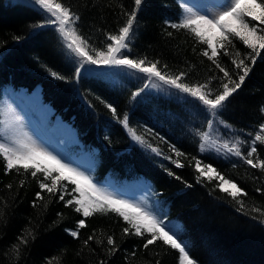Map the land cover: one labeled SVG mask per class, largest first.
Masks as SVG:
<instances>
[{"label":"trees","instance_id":"16d2710c","mask_svg":"<svg viewBox=\"0 0 264 264\" xmlns=\"http://www.w3.org/2000/svg\"><path fill=\"white\" fill-rule=\"evenodd\" d=\"M66 6L80 14V34L92 48L101 50L106 48L107 34L116 33L123 26L134 0H66ZM182 11L180 0H146L126 54L132 59L159 61L158 67L171 74L185 71L188 75L182 82H209L215 93L223 73L202 55L206 45L188 30L170 26L179 23ZM45 19L46 14L29 1L0 0V98L8 85L24 87L29 92L40 85L42 100L55 109V116L74 127L83 148L91 152L98 180L111 177L117 184V180L143 177L151 181V193L161 205L159 210L181 223L179 234L197 264H264V170L217 148L201 151L200 134L212 116L188 94L145 88L133 98L132 93L148 85V79L126 67L81 70L77 79L79 58L67 49L56 26L34 27ZM227 50L232 55H225L222 50L217 63L229 70L235 80V53L245 58L251 49L235 38ZM245 62L250 63L247 59ZM52 72L63 79L53 77ZM109 104L116 109L115 114L107 107ZM262 106L264 50L242 87L216 115L228 126L223 129L224 134H231L239 142L244 155L250 150L259 125L264 123ZM125 115L128 127L158 148L159 155L132 139L120 122ZM172 146L184 156L177 157ZM193 157L203 164H212L226 179L243 188L247 195L238 198L243 207L217 187V179L197 180L199 173ZM175 159L184 167L177 168L172 162ZM253 159L264 160V144L257 142ZM5 164L0 156V264H179L178 250L163 241L145 249L143 245L150 236L124 234L122 230L128 225L113 212L94 213L85 219L86 227L79 230V237H72L65 229L75 230L82 214L66 207L59 200V193L52 196L42 191L44 200L36 201L43 176L32 177L31 171L23 169L5 171ZM166 170L181 179L168 175ZM9 184L11 188L7 187ZM72 187L69 185V191ZM109 235L117 244L115 254L109 253ZM22 236L27 244H20ZM89 236L93 240L85 245ZM15 245H19L18 251Z\"/></svg>","mask_w":264,"mask_h":264},{"label":"snow or ice","instance_id":"6c2138e0","mask_svg":"<svg viewBox=\"0 0 264 264\" xmlns=\"http://www.w3.org/2000/svg\"><path fill=\"white\" fill-rule=\"evenodd\" d=\"M145 3L146 0H134L133 10L126 14L127 18L123 26L119 27L116 33L107 34L106 48L101 50L92 48L88 40L80 34L78 22L81 20V16L70 6H66V0L65 2L34 0V4L46 14L44 22L34 27L56 26V30L66 44L67 49L79 58V67L75 68L77 79L80 77L81 69L85 65L126 67L144 74L149 81L159 80L181 93L188 94L199 101L212 116H216L225 108L226 103L229 102L233 94L242 87L245 79L252 71V65L255 64L261 50H264V2H258V0H229L223 10L211 16L186 9L188 14L179 23L170 25L173 29L188 30L198 42L206 45L202 55L213 61L220 72L223 73L220 88L215 93L209 87V82L191 85L182 82L188 75L185 71L171 74L158 67L159 61H148L146 57L132 59L126 54L131 37L134 34V26L138 22V13ZM168 35L171 36L172 33L169 32ZM235 38H238L248 49H251V53L245 58H240L241 54L239 52L235 53L232 63L238 70L236 73L238 79L234 80L229 70L217 63V60L222 50L225 55H232L227 50V46L232 45V40ZM246 59L250 63H246ZM164 68L166 69L167 65H164ZM51 75L63 79L56 72H52ZM224 80L227 82H223ZM148 86L145 84L144 88L133 92V98L140 96ZM152 86L155 87V84ZM107 107L115 114L116 109L111 104ZM9 111L11 112V109ZM261 112L264 113V106L261 107ZM20 120L19 116L13 114L11 120L3 121L4 138H0V156L6 162L5 171L15 169L19 172L23 169L25 172L31 171L32 177L41 174L43 176V179L39 182L41 191L36 193V201L44 200L41 195L42 191H46L52 196L59 193V200L63 201L66 207H72L76 213L82 214L83 218L76 222L75 230L65 229V231L70 232L72 237H79V230L86 227L85 219L91 217L94 213L113 212L122 217L127 223L128 227L122 230L124 234L141 237L147 234L150 236L143 245L145 249L157 241H163L165 245L178 250L179 264H197L196 260L190 255L191 250L188 244L184 242L183 237L180 236L178 229L169 227L164 219H161L159 215L140 203L120 199L105 188L98 186L97 183L93 182L92 176L81 171L79 167H74L71 163H65L58 155L53 154L52 151H49L47 147H44L31 136L27 134L22 137L16 135L15 129ZM120 122L127 128L133 140L150 148L152 152L160 154L158 148L147 144L142 136L136 134L135 129L128 127L127 115ZM220 123H224V121H220ZM207 124L211 129L213 120L209 119ZM262 132H264V123L259 125V130L252 139L247 155L241 152L239 142L231 147L225 142L222 147L227 149L228 152L234 153L235 156L244 159L251 167L264 170V160L254 162L253 159L254 154L257 153V142L264 144ZM200 135L203 141L207 142L209 140V132H203ZM200 147L203 151L205 144L202 143ZM172 151L176 153L177 157L184 156V153L176 149L175 146H172ZM168 159H171V157H168ZM193 160H195V168L199 173L197 180L202 177H207L209 181L214 178L217 179L219 181L217 187L243 207V201L238 199L242 195H247L243 188L239 187L233 180L226 179L212 164H203L201 160L195 157H193ZM172 162L177 168L184 167L179 159ZM166 171H168V175L174 176L177 180L181 179L174 172ZM23 183L24 181H21V186H23ZM69 185L73 186L70 191ZM188 186L190 187V185ZM7 187L11 188L12 185L9 184ZM257 191L262 190L257 189ZM66 196L71 198L66 199ZM36 201L33 202L34 207L37 206ZM44 207L47 208V204ZM255 211L260 210L255 209ZM28 235H31V233L29 232ZM90 240H93V236H89L84 241L85 245ZM19 241L20 244L28 243V240L23 236L19 238ZM107 244L112 246L109 253L115 254L117 244L113 236L109 235L107 237ZM14 249L18 251L19 245H15ZM134 255L135 253H133ZM48 264H51V262H48Z\"/></svg>","mask_w":264,"mask_h":264},{"label":"rangeland","instance_id":"374dc122","mask_svg":"<svg viewBox=\"0 0 264 264\" xmlns=\"http://www.w3.org/2000/svg\"><path fill=\"white\" fill-rule=\"evenodd\" d=\"M26 1L34 4V0ZM228 2L229 0H180V3L183 7L180 20L188 14L186 9H191L193 12L211 16L223 10ZM258 2L261 1L258 0ZM106 67L110 66L85 65V67L81 70H89L94 68L100 69ZM147 82L149 85L147 88L150 90L182 96L185 94L179 92L175 88L165 85L159 80L154 79L152 81L148 80ZM153 84H155V87L152 86ZM36 93L37 90L30 93L26 88H14L12 85H8L3 89L2 97L0 98V138H4L3 121L11 120L13 114L19 116L21 120L19 125L16 126V135L22 137L24 134H27L28 136H31L44 147H47L49 151H52L53 154L58 155L64 160L65 163H71L74 167H79L81 171H84L86 174L92 176L93 182L97 183L98 186L105 188L108 192H111L120 199L129 200L133 203H140L141 205L151 209L154 213L159 215L161 219H164L165 222L169 224V227L178 229L180 233L181 223L179 224V221L177 222V220L174 221L169 219L164 215L163 211L159 210V208L161 209V205H158L157 198L153 196V193H151L152 184L150 180L141 177L133 181L117 180V184L111 177H108L102 181L98 180L94 174L95 160L92 154L83 148L78 137L76 139L74 137L72 138V136H74L73 131L68 126V123L66 124L64 122H58L54 113L51 116L50 114L47 115V112H45L46 109L41 105V101H43L41 94L38 99ZM35 94L36 96H34ZM23 108L25 110H23ZM9 109H11V112ZM33 111L37 112L39 116L37 117ZM45 118L46 120L43 125L45 127L47 126L46 129L48 132L46 134L35 128L33 125V122L35 121L37 125H40L41 121H43ZM211 120H213V127L209 129L207 125L204 131L209 132V140L207 142L202 140V143L205 144V149H207V147L217 148L219 152L231 154L233 156L234 153H230L227 151V149L222 147L225 142L229 144V147L237 143V141L233 140L234 137L231 134H224L223 129L228 126H226L224 123H220V120L217 118V116H212ZM53 124H56L55 127L57 128L50 130L49 128L52 127ZM84 154H88L90 159L88 158V160L85 161L83 157L86 158L87 156H84Z\"/></svg>","mask_w":264,"mask_h":264},{"label":"bare ground","instance_id":"6f19581e","mask_svg":"<svg viewBox=\"0 0 264 264\" xmlns=\"http://www.w3.org/2000/svg\"><path fill=\"white\" fill-rule=\"evenodd\" d=\"M35 90H37V96H38V99H39V97H40V94H41V87L39 86V85H37L36 87H35V89L32 91V92H34ZM32 92H30V93H32ZM36 94L34 95V96H36ZM39 101V100H38ZM41 101V100H40ZM38 103V102H37ZM41 105H42V107H44L45 109H46V111L45 112H47V115L48 114H50V116L54 113V110H53V108L51 107V105L49 104V103H46V102H43V101H41ZM27 109V108H26ZM23 110H25L24 108H23ZM28 110V109H27ZM36 115H37V117L39 116V114H37V112H35V111H33ZM45 120H46V118L43 120V121H41V123H40V125H37L36 124V121L35 122H33V125H34V127L35 128H37V129H39L40 131H42L44 134H46L47 132H48V130L46 129V127L43 125L44 124V122H45ZM56 120L58 121V122H64V123H68L67 121H63V120H61V118L60 117H58V116H56ZM46 124V123H45ZM37 126V127H36ZM39 126V127H38ZM56 126V124H53V126L52 127H50L49 129L50 130H54V129H56L57 127H55ZM68 126L72 129V131H73V135L74 136H72V138L74 137L75 139L77 138V135H76V133H75V131H74V129H73V127L70 125V123H68ZM68 140V139H67ZM86 153H88V152H86ZM84 156H87L86 158H84L83 157V159L85 160V161H87L88 160V158L90 159V157H89V155L88 154H84Z\"/></svg>","mask_w":264,"mask_h":264}]
</instances>
